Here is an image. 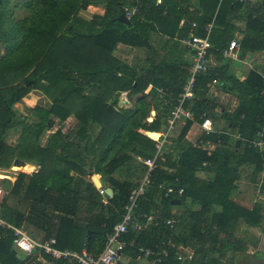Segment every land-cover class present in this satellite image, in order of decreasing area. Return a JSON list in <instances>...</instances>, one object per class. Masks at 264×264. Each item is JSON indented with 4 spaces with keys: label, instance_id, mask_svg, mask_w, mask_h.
<instances>
[{
    "label": "trees",
    "instance_id": "obj_1",
    "mask_svg": "<svg viewBox=\"0 0 264 264\" xmlns=\"http://www.w3.org/2000/svg\"><path fill=\"white\" fill-rule=\"evenodd\" d=\"M89 1L91 0H34L32 4V0H24L21 7L27 9L28 15L20 20H13L11 17L14 9L11 10L10 0H0V46L4 50L0 54V170L10 169L16 158L39 166L36 173H17L7 197L18 198L25 188V194L29 196L36 193L40 197V203L50 204L56 210L73 214L78 197L75 192L70 195L73 180L71 170L91 166L94 172L102 171L106 175H113L119 166L131 159L132 154L142 159L152 156L156 151V142L138 129L159 131L162 121L158 112L162 111L168 117L191 66L180 61L169 62L166 58L161 59V64L151 63L148 58L146 73L137 76L134 68L112 55L115 46L122 42L133 47L145 46L149 50L152 48V33L166 35L171 40L186 35L191 22H196L197 34L203 35L204 26L212 20L214 26L210 33V52L224 48L233 38L230 34L231 26L226 24L222 10L226 0L220 4L219 0H200V8L204 14L198 19L187 10V6L183 7L190 0H161L160 3H156V0H100L107 4L104 15H94L87 21L81 19L78 13ZM132 5L138 10L131 17L130 26L115 20L124 6ZM184 15L188 19L180 26L179 22ZM220 17L224 18L222 27L215 25ZM215 56L225 60L223 65L196 76L193 95L185 101L184 107L193 113L194 120L201 122L204 117H211L216 127V105L205 95L214 80L220 77L231 80V76L228 74L229 60L221 55ZM159 69L165 76L171 70L174 74L165 81L151 79ZM123 70L129 72L128 78L124 80L116 74ZM103 74L111 79V86L102 82L95 83ZM151 81L154 86L149 93H143ZM232 81L236 80L232 78ZM241 86L250 96L246 104L239 106L233 113L222 110L219 114L229 126H235L242 137L250 138L259 128L264 115V78L252 70ZM160 88L165 90L169 103L164 104L158 97ZM33 89L41 91L51 101V105L49 108L35 106L31 109L30 120L19 122L14 105ZM122 90H129L130 95L136 97L132 107H118ZM150 96L151 100H148ZM151 105L157 113L152 121H148ZM71 114L78 120L75 140L54 133L47 146H41L39 138L44 127L51 126L53 118L64 119ZM90 121L100 126L94 139L87 130ZM192 122L185 120L171 150L164 151V159L157 161L151 174L152 188L170 184L183 187L184 193L179 197L181 203L190 197L191 204L201 206L197 215L211 212L213 223L224 232L233 228L240 218L245 223L259 226L262 218L261 204L254 203L248 209L232 198L236 177L235 169L230 164L235 163L237 168L248 160L252 162L259 159L261 152L241 139H234L232 143L230 136L215 130L210 136L203 137L218 144L207 155L199 144L192 145L185 138ZM15 127H20L21 132L16 144L11 145L6 142V134ZM228 143H232L234 148L242 145V151L238 153L222 147ZM88 155L91 156V162L86 160ZM56 159L66 166L56 163ZM204 162L206 165H203ZM211 168L215 171L213 178L204 180L197 177L199 169ZM111 181L118 188L117 194L110 198L105 208L107 214L96 217L94 223L90 224L88 229L91 237L83 247L77 241L71 249L79 252L86 249L91 253H98L104 246L106 234L121 220L131 189L136 184ZM7 185L5 183L4 187ZM152 188L138 196L135 210L138 213L153 214L160 221L159 225L150 224L141 231L129 230L123 238L127 242L132 241L136 250L138 246L152 247L163 237H173L179 243H186V238H177L174 227L161 222L170 218L164 209L171 206L170 200L174 195L164 197L162 194L157 210L152 203L155 195V190H150ZM0 206L3 209L7 203L4 201ZM214 206H219L220 210L216 211ZM3 213L0 216L10 220ZM200 220V217L194 216L190 228L195 238L201 236ZM212 242L215 244L217 241ZM10 245L12 234L8 231L0 238V264H21ZM94 245L96 248H93ZM228 250H232V246L222 241L218 248L211 246L210 252L221 255ZM137 252L141 254L138 250ZM219 262L216 257L201 261L200 264ZM161 264L184 263L172 253Z\"/></svg>",
    "mask_w": 264,
    "mask_h": 264
},
{
    "label": "crops",
    "instance_id": "obj_2",
    "mask_svg": "<svg viewBox=\"0 0 264 264\" xmlns=\"http://www.w3.org/2000/svg\"><path fill=\"white\" fill-rule=\"evenodd\" d=\"M186 6L187 10L190 11V13H194V17L197 19L203 17L204 12L200 8V0H190V2L183 7L186 8ZM106 8V2L91 0L79 11L78 15L81 19L89 21L94 15L103 16ZM222 10L225 13L224 18L226 24L231 26L230 34L233 37L232 40H235L238 44L236 48L238 54L237 58L227 59L230 63L228 74L231 76V80L224 77L217 78L207 89L205 97L216 105V111L218 112V114L215 115L217 117L216 127L213 124L214 131L209 134H204L199 127L200 121L192 120L193 122L185 135V138L189 143L192 145L199 144L202 149L207 148L211 153L218 144L214 143L210 138L204 139V136H210V134L215 133V130L220 132L226 131L229 133L238 132L235 130V126L232 127L231 125H228L227 121L220 116L219 112L225 110L226 112L233 113L239 106L246 104L250 96L248 92L242 88L241 83L246 80L252 70L260 73L264 78V0H226L222 5ZM185 16L186 15L181 18L179 22L180 26L184 24L185 19H188ZM224 18L220 17L215 25L222 27L224 25L222 22ZM255 18H257V21ZM150 45H152V48L148 50L145 46L133 47L119 42L113 49L112 55L134 68L137 76H143L146 73L145 68L148 65V58L151 59V63L156 62L158 64H161L162 58H166L169 62L180 61L185 62L188 65L191 64L192 57L190 51L177 41L176 38L170 40L166 35L160 36L157 33H152L150 36ZM224 61L225 60L218 59L217 56L210 52L208 55V70L219 68L223 65ZM116 74L124 80L128 78L129 72L128 70H123L117 71ZM173 74L174 72L171 70V72L168 71L165 76V74H162V71L159 69L154 72V76L151 79L157 78L164 79L165 81L170 79V76L172 77ZM232 78L236 81L233 82ZM100 82L107 84L108 87L112 85L111 79L106 77L105 74L95 81L97 84ZM153 86L154 82L151 81L143 93H149ZM124 91L128 92L127 101L124 102L119 96L118 107L130 108L135 104L136 97H132L129 90ZM121 92H123V90ZM148 100H151V96L148 97ZM50 105L51 101L41 91L33 89L14 105V110L17 113L16 119L19 122L30 120L31 109L35 106L49 108ZM152 110L154 109L151 105V111ZM154 111L155 116L157 112L156 110ZM158 115L162 121L158 133L162 136V133H165L167 130V124L165 122L168 117L165 116L162 111L158 112ZM147 119L149 121V118ZM77 123L78 120L73 114L64 119L53 118V124L44 127L40 135L39 142L41 146L46 147L54 133H59V136L61 137L69 136L70 139L75 140L76 129L78 128ZM184 124L185 120H180L168 130L166 141L163 146L164 151L171 150V146L179 136ZM87 126L88 134L94 139L100 131V126L93 121H90ZM138 131L145 134L147 130L140 128ZM226 135L232 138V143L234 139H237L231 135ZM17 141L18 137H16L15 144ZM6 142L10 144L8 139ZM232 143H228L222 147L240 153L243 148L242 145L234 148ZM258 150L261 152V157L259 159L252 162L251 160H248L247 163L237 168L235 167V163L231 162L230 167L235 169L234 175L236 177V180L234 181L236 188L233 190L232 198L236 203L248 209H250L254 203L261 204L262 218L259 226L245 223V221L240 218L233 228L230 227L227 232H224L216 223H213L211 212L197 215L196 212L201 211V206L198 204H191L190 197L185 198L183 203H181V201L177 205L170 203V207H165L166 209L164 210L169 214L170 218L176 220L173 230L177 238H186V243L181 244L184 247H187L189 252L193 253V258L191 260H182L184 264H191V262L192 264H200L201 261H206V259L210 257V253H212L210 252L211 246L218 248L222 241L227 244L229 243L232 246V250L228 251H232L233 254L238 255L241 251H245L246 246H248L249 243L248 237L246 239H243L242 237L239 238L238 234H242L243 231L247 235L255 234L256 229L264 232V146ZM141 159L140 156L132 154L131 159L119 166L113 175H106L102 171L94 172L91 166L81 167L78 170H71L73 180L70 195L75 192L78 197L74 214L56 210V208L50 204L40 203V197L36 193H34V195H26L25 188L21 190L18 198L7 197V192L15 182L17 173L21 171L27 174H32L39 170L37 164L23 161V166H20L17 169L20 171L11 170L10 168L11 171H9V173L0 172V176L5 177L0 185L2 189L0 194V205L4 203V201L7 203V206L3 209L0 206V213L4 212L3 214L10 219L9 221L22 226V228L34 240L39 241L54 237L56 239V248L79 252L71 249V246L77 244V241L81 242L82 247L84 246L89 237H91V232L88 229L90 224L94 223L96 217L107 214L105 208L108 205L110 198L117 194L118 186L111 180L128 181L130 184H136L134 187L137 186L141 181L144 172V165ZM86 160L87 162H91V156L88 155ZM56 163L61 166H66L58 159H56ZM25 165H28L26 166V169H24ZM1 170L5 171V169ZM246 170L249 172L245 173ZM214 174V168L208 170L199 169L196 172L197 177L204 180L213 178ZM94 175L98 176V181L101 184L99 188L93 182L92 178ZM5 183L8 184L6 188L4 187ZM241 186H253V188L256 189L253 196V198H255L251 201L250 205L240 198L242 196L240 195L242 193L241 191L244 190H240ZM106 188L112 190V195L105 193L104 190ZM102 189L103 192H101ZM150 190H155L152 203L156 205L158 210L163 191L159 188H152ZM260 196L263 198L260 199ZM214 208L216 211L220 210L219 206H214ZM180 216H188L190 221H193L194 216L200 217V221L202 222L200 223L201 236L199 235V238H195L192 230L188 233H183L177 230V221ZM204 233L205 236L203 237ZM235 234L237 235L235 236ZM227 237L234 238L226 239ZM124 240L126 239L124 238ZM212 241L217 242L213 244L214 242ZM10 247L21 264H77L75 260L71 258L54 259L49 254L44 253L37 248H35L30 254H25L16 250L12 245H10ZM93 248H96L95 245ZM261 256V259L264 262V252ZM235 258L234 264H237L239 260L237 259V256H235ZM249 259L253 260L254 256L249 255ZM116 264L149 263L147 262L146 257L142 254L139 255L133 246H127L121 252L120 259Z\"/></svg>",
    "mask_w": 264,
    "mask_h": 264
},
{
    "label": "built area",
    "instance_id": "obj_3",
    "mask_svg": "<svg viewBox=\"0 0 264 264\" xmlns=\"http://www.w3.org/2000/svg\"><path fill=\"white\" fill-rule=\"evenodd\" d=\"M223 0H219V4ZM161 0H157L156 3H160ZM137 7L124 6L122 12L125 14L128 20L137 12ZM197 27L196 22H191L190 27L186 35L176 37L182 45H184L191 53L192 61L189 68L188 76L186 77L182 86L181 92L177 95L174 105L172 106L168 118H167V130L162 133V136L155 139L156 142L155 153L145 159H141L144 165V172L142 179L137 186L131 189L129 201L124 207V213L119 222H117L111 232L106 234V240L103 248L98 253H91L86 249L81 252L71 250H60L55 247L56 239L49 237L43 240H34L29 234L22 228V226L14 224L13 222L4 219L0 216V238L5 236L6 232L12 234V246L16 250H20L25 254H30L35 248L40 251L49 254L54 259H74L77 264H116L121 256V252L127 246H133V242H127L123 236L129 230L141 231L148 225L158 226L160 221L153 214L138 213L136 212V200L138 196L142 195L145 190L152 188L151 174L156 167L158 160H163L164 143L166 141V135L169 129H171L176 122L180 120H194L193 113L184 107V103L187 99H190L193 95L196 76L199 73L206 72L208 70V55L212 47L210 41V33L213 27V20L204 26V34L198 35L195 32ZM237 42L231 40L227 46L222 49L211 52L213 55H221L225 59H236L237 54ZM128 92H121L120 97L124 102L127 101ZM158 97L164 104L169 103L165 97V90L158 89ZM153 116L150 115L149 119ZM200 130L204 134L213 132V122L210 117H204L199 124ZM224 134L231 135L237 139H242L248 142L252 147L260 149L264 146V115L259 128L250 138H243L239 132L229 133L222 132ZM203 144V143H202ZM207 155L211 154V151L205 148ZM203 165H206L204 162ZM3 179L2 177H0ZM163 191L164 197L179 198L183 195V187H178L176 184H170L168 186L158 185ZM2 189L0 187V194ZM103 192V190H101ZM163 224L169 227H174L176 220L174 218H168L161 220ZM137 250L147 259L149 264H161L163 260L170 254L174 253L178 260L193 258V253L188 251L187 247H184L181 243L177 242L173 237H163L159 239L152 247L138 246Z\"/></svg>",
    "mask_w": 264,
    "mask_h": 264
},
{
    "label": "rangeland",
    "instance_id": "obj_4",
    "mask_svg": "<svg viewBox=\"0 0 264 264\" xmlns=\"http://www.w3.org/2000/svg\"><path fill=\"white\" fill-rule=\"evenodd\" d=\"M23 1L24 0H10L11 10L14 9L13 10L14 13L12 14L13 17H11L13 20L14 19L20 20L24 16L28 15L27 9L21 7L23 5ZM33 3H34V0H32V4ZM4 25L6 26V23H4ZM3 52H4V50H3V47L1 45L0 46V54H2ZM20 132H21L20 127L12 128L6 134V141L8 139L10 144L14 145L15 141H16V137H18ZM9 171H11V170L10 169H5V171L0 170L1 173H9ZM17 171H20V170H17ZM248 172L249 171H247V170L245 171V173H248ZM0 177L5 178L3 176H0ZM2 180L3 179L0 178V182H1L0 185L2 184ZM241 189H244V190L241 191L242 193L240 195H242V196L240 198L243 201H245L246 203H248V205H250L251 201L255 198V197L253 198V196L256 192V189H254L253 186H248V187L247 186L246 187L241 186L240 190ZM262 198L263 197L260 196V199H262ZM257 199H259V198H257ZM191 221H190L188 216H180L178 218V221H177V224H178L177 230H179L180 232H183V233H185V232L188 233L190 231L191 225L193 224V221H192V224H191ZM236 235L237 234H235V236ZM238 236H239V238L242 237L243 239H246L248 237L249 243H248V246H246L245 251H241V253L238 255L233 254L232 251H226L224 254H221V255L218 252H212V253H210V257L207 258L206 261L210 260L212 257H218L220 260L219 264H234V258H235V256H237V259L239 260V262L237 264H264L263 260L261 259L262 258L261 254L264 252V232H262L259 229H256L255 234H248L247 235L243 231L242 234H238ZM233 238L234 237H227L226 239H233ZM18 251H20V250H18ZM249 255L254 256V259L253 260L249 259Z\"/></svg>",
    "mask_w": 264,
    "mask_h": 264
},
{
    "label": "water",
    "instance_id": "obj_5",
    "mask_svg": "<svg viewBox=\"0 0 264 264\" xmlns=\"http://www.w3.org/2000/svg\"><path fill=\"white\" fill-rule=\"evenodd\" d=\"M115 20L120 21V22H122V23H125V24L128 25V26L131 25L130 20H128V19L126 18L125 14H124L123 12H121V13L115 18ZM154 114H155V111L152 110V111H151V115L154 116ZM151 120H152V119H149V121H151ZM145 134H146L149 138L155 140V139L152 137V135L158 134V132L146 131ZM158 138H159V137H158ZM22 163H23L22 160L16 158V159L13 161V165L11 166V170H16L17 167H18V165H19V164H22ZM92 179H93V178H92ZM93 182H94V184H95L98 188L101 186V184H100V182H99L98 180L96 181L95 179H93ZM104 191H105V193H107L108 195H112V190H111L110 188H106ZM170 203H171V204H176V205H177V204L180 203V199L174 197V198H172V199L170 200Z\"/></svg>",
    "mask_w": 264,
    "mask_h": 264
},
{
    "label": "bare ground",
    "instance_id": "obj_6",
    "mask_svg": "<svg viewBox=\"0 0 264 264\" xmlns=\"http://www.w3.org/2000/svg\"><path fill=\"white\" fill-rule=\"evenodd\" d=\"M159 136H160L159 133H158V134H155V135H152V137H153L154 139H157ZM20 166H23V165H22V164H19L18 167H17V169H18ZM26 166H28V165H25V166H24V169H26ZM27 168H28V167H27ZM17 169H16V170H17ZM93 179H95V180L97 181V180H98V176H97V175H94V176H93Z\"/></svg>",
    "mask_w": 264,
    "mask_h": 264
}]
</instances>
